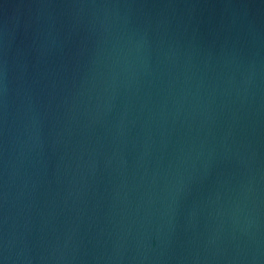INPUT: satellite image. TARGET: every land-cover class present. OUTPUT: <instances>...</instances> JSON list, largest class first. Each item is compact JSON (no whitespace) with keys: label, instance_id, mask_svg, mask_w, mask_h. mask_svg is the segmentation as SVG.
I'll return each instance as SVG.
<instances>
[{"label":"water","instance_id":"water-1","mask_svg":"<svg viewBox=\"0 0 264 264\" xmlns=\"http://www.w3.org/2000/svg\"><path fill=\"white\" fill-rule=\"evenodd\" d=\"M0 264H264V0H0Z\"/></svg>","mask_w":264,"mask_h":264}]
</instances>
